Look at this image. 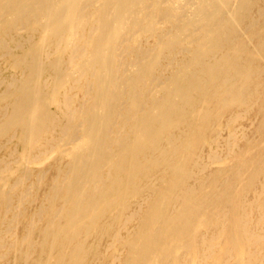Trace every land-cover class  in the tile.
I'll use <instances>...</instances> for the list:
<instances>
[{"label":"bare ground","instance_id":"1","mask_svg":"<svg viewBox=\"0 0 264 264\" xmlns=\"http://www.w3.org/2000/svg\"><path fill=\"white\" fill-rule=\"evenodd\" d=\"M0 264H264V0H0Z\"/></svg>","mask_w":264,"mask_h":264},{"label":"rangeland","instance_id":"2","mask_svg":"<svg viewBox=\"0 0 264 264\" xmlns=\"http://www.w3.org/2000/svg\"><path fill=\"white\" fill-rule=\"evenodd\" d=\"M251 110V111H250ZM254 111V112H253ZM245 112V113H244ZM249 112V113H248ZM246 114V115H245ZM255 114H256V106H254V108H250L249 111L247 110V113L246 111H243V116L238 120V123L240 124H244V125H247L248 128L251 126V121L253 120V118L255 117ZM246 116V117H245ZM245 117V119H244ZM247 119V120H246ZM247 123V124H246ZM222 125V124H221ZM253 127V126H251ZM251 127L249 129H251ZM224 132V131H223ZM249 196L248 197H251V194H248Z\"/></svg>","mask_w":264,"mask_h":264}]
</instances>
